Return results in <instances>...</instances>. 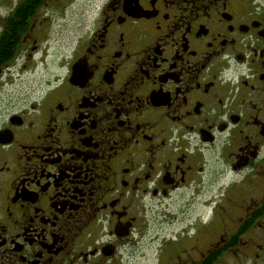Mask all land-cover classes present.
I'll use <instances>...</instances> for the list:
<instances>
[{
  "label": "flooded vegetation",
  "instance_id": "af4514ba",
  "mask_svg": "<svg viewBox=\"0 0 264 264\" xmlns=\"http://www.w3.org/2000/svg\"><path fill=\"white\" fill-rule=\"evenodd\" d=\"M61 2L0 0V264H264V0H102L14 87Z\"/></svg>",
  "mask_w": 264,
  "mask_h": 264
},
{
  "label": "rangeland",
  "instance_id": "374dc122",
  "mask_svg": "<svg viewBox=\"0 0 264 264\" xmlns=\"http://www.w3.org/2000/svg\"><path fill=\"white\" fill-rule=\"evenodd\" d=\"M87 1L92 3V12L85 13L84 17L80 16L81 9L84 8ZM101 1L102 0H62L58 16L54 15V18H50V20L49 16H46L45 36L48 37L49 46L43 42L38 44L39 52L35 54V56H32V58H35L36 62H41V58L44 56V61L41 64L36 65L34 73L29 74L28 72L26 76L21 75L20 79H18V76L15 73L13 75V86L22 87L24 85H32L39 79L47 78L49 74L57 73L56 66L59 63L58 61L61 60V56L66 54L65 45L68 44L73 37L76 23L80 22V20H84L85 22L90 21L93 17V11ZM47 10H45V12ZM45 47H48L47 50ZM2 81L4 80L2 79L0 81V85L2 84ZM4 90H8V87H5ZM192 206H194V212L191 213L193 216L206 214L208 211L206 208L207 206L201 207L199 201L193 203ZM174 207L176 208L177 204H175ZM180 207L181 209H184V202ZM179 228L180 225H177L174 230ZM171 230L172 228L168 227V232ZM142 254L149 258L151 256V250H144Z\"/></svg>",
  "mask_w": 264,
  "mask_h": 264
}]
</instances>
